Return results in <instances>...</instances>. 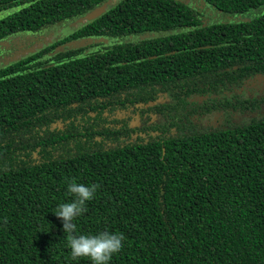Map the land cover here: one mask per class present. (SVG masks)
<instances>
[{
    "label": "trees",
    "instance_id": "obj_1",
    "mask_svg": "<svg viewBox=\"0 0 264 264\" xmlns=\"http://www.w3.org/2000/svg\"><path fill=\"white\" fill-rule=\"evenodd\" d=\"M107 1L0 0V41L74 23L0 65V264H90L52 213L73 178L99 185L76 234L125 237L111 264H264V16Z\"/></svg>",
    "mask_w": 264,
    "mask_h": 264
},
{
    "label": "clouds",
    "instance_id": "obj_2",
    "mask_svg": "<svg viewBox=\"0 0 264 264\" xmlns=\"http://www.w3.org/2000/svg\"><path fill=\"white\" fill-rule=\"evenodd\" d=\"M264 16V9L250 13ZM115 43V41H114ZM99 185L78 183L76 179L67 181V193L70 202L57 205L52 212L62 221V231L68 234L67 247L73 261L86 259L90 264H111L114 255L118 254L125 237L119 232L102 231L95 234H76L77 224L74 221L87 211V203L95 198Z\"/></svg>",
    "mask_w": 264,
    "mask_h": 264
},
{
    "label": "rangeland",
    "instance_id": "obj_3",
    "mask_svg": "<svg viewBox=\"0 0 264 264\" xmlns=\"http://www.w3.org/2000/svg\"><path fill=\"white\" fill-rule=\"evenodd\" d=\"M117 0H108L107 4L116 2ZM196 9L200 16L202 23H210L217 21H242L247 18L254 17L250 15L254 11L264 9V5L250 8L241 13H228L217 10L211 4L204 2L203 0H182ZM4 12L0 13L3 14ZM257 16V15H255ZM77 23V22H76ZM72 21H67L61 24L50 25L43 28L41 31L31 32L22 31L14 35L8 36L0 41V65L19 57L21 54H25L26 51H36L47 45L50 41L54 40L58 36H62L71 31L73 26ZM101 41V38L97 39ZM260 91L258 83H252L248 90H244L243 94L248 92L252 95L257 94Z\"/></svg>",
    "mask_w": 264,
    "mask_h": 264
},
{
    "label": "water",
    "instance_id": "obj_4",
    "mask_svg": "<svg viewBox=\"0 0 264 264\" xmlns=\"http://www.w3.org/2000/svg\"><path fill=\"white\" fill-rule=\"evenodd\" d=\"M104 8H105V5H100V6L96 7L95 9L89 11L85 15L81 16L80 18H78L76 20V22H78V23L88 22L91 19H93V18L97 17L98 15H100L101 12L104 10Z\"/></svg>",
    "mask_w": 264,
    "mask_h": 264
}]
</instances>
